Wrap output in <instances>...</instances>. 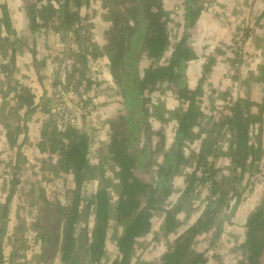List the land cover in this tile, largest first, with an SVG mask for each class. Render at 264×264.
Instances as JSON below:
<instances>
[{
  "label": "trees",
  "instance_id": "obj_1",
  "mask_svg": "<svg viewBox=\"0 0 264 264\" xmlns=\"http://www.w3.org/2000/svg\"><path fill=\"white\" fill-rule=\"evenodd\" d=\"M25 1L30 13L32 34L48 28L51 22H56L59 18L60 28L67 36L72 33L78 38L79 28L83 26L80 9L88 0H51L56 2V5L51 4L49 0L47 5L40 7L35 3L30 4L31 0ZM163 1L117 0L115 7L109 8L112 23L108 27V40L104 51L85 45L82 47L84 51L71 59L73 63L87 65L89 57L96 51L98 52L94 58L100 54V57L104 54L108 56L116 93L123 99L126 109L124 113L107 120L110 124L109 139L104 152L106 150V156L113 162L116 175L113 180L99 181L98 189L92 194L84 191L85 183L96 180L95 171L104 170L105 164L103 161L95 167L90 163L91 138L88 131L75 126L58 131V126L50 120L44 124L38 146L40 153L48 157L41 161L46 167H54V172L57 169L64 176H71L68 178L71 187L67 189L66 195L70 194V198L68 197L66 202L54 198L51 200L39 182L36 183L38 188L33 185L29 192V200L32 196L30 206L36 202L41 210L44 209L43 220L39 219L34 226L41 250L40 255L35 254V258L38 255L53 258L51 254L59 249L60 262L72 264L76 262L75 257L81 250L88 264H102L106 253L107 228L109 222L115 220L122 227V232L115 241L116 254L112 264H132L135 246L150 234L151 218L157 211L162 213V221L156 238L165 243L166 249L158 257L156 264H206L205 254L195 248L197 237H210V247H214L222 239L226 228L232 225V218L249 184L247 182L237 188L236 182L240 183L246 175L252 178L261 171L258 168L263 161L264 97L260 101L253 100L250 91L253 83L264 87V65L259 70L262 75L258 80L252 83L245 81V89L249 90L246 91L247 95H239L232 102L229 100L221 109L228 107L226 115L220 116L219 122L215 121L208 131L201 132H217L216 137L210 140L207 136L202 140V134L198 135L196 139L199 143L202 140V145L191 156H186V142L192 139L193 128L199 126L198 119L204 115L201 109V98L204 95L201 84L212 71L217 57H207L199 85L191 89L187 84L185 70L188 63L196 60L198 56L187 43L186 30L194 27L203 9V2L184 0L185 33L178 44L171 46L167 28L169 13L164 9ZM104 5L106 9L107 3ZM9 12L8 4H0V26L3 23L6 31L10 33L12 45L20 38L14 35L16 30H12ZM4 41L7 42V38ZM79 45L81 48V44ZM169 50L172 51L167 56ZM16 53V48H13L10 58L11 70L9 66H1L3 72H8L5 78L9 80L13 77ZM236 56L233 63H242L240 47ZM143 59L151 63L141 70L140 62ZM235 73L232 80L241 83L238 70H235ZM249 74L254 76L255 72L250 71ZM82 77L86 80V92L90 91L92 85H97L85 74H82ZM164 84L182 104L181 108L176 110L177 126L172 143L168 147L165 146L168 139L165 128L156 124L157 130L153 129L149 120L152 112L147 104L150 96ZM13 100L17 104V108L10 110L13 112V120L20 110L25 109L27 115L37 108L35 96L27 88L17 90ZM83 104L93 107L97 105L91 100L84 101ZM13 123L9 120L6 124V139L10 149L18 148L16 153L20 154L22 144H18V138L21 128ZM147 134L149 140L146 141ZM220 138H223L224 142L218 140ZM224 139L228 143L226 149L223 148L226 143ZM153 152L162 156V161L156 166L155 184L154 179L148 181L143 178L148 171L149 159ZM222 159L227 160V166L223 165ZM188 166H194L193 171L186 176L177 201L175 204H165L173 193L171 183L174 177L180 175L181 170ZM20 167L17 155L14 175L8 178L11 183L10 190L5 200L0 202V264H6L4 238L8 233L11 202L16 187L20 184ZM110 185L116 187L114 203L109 196ZM202 188L206 190V204L203 210L193 223L179 231L182 222L178 215L184 212L183 203L188 201L191 194L198 195L199 189ZM187 213L186 215L190 216L193 210ZM88 217L93 218L91 228L87 224ZM84 220L82 236H79L77 227L82 226L80 224ZM54 226L58 231H54ZM243 228L244 238L238 244L240 258L236 264H264L263 201L256 211L247 216ZM18 249L19 245H13L9 256L20 258Z\"/></svg>",
  "mask_w": 264,
  "mask_h": 264
},
{
  "label": "rangeland",
  "instance_id": "obj_2",
  "mask_svg": "<svg viewBox=\"0 0 264 264\" xmlns=\"http://www.w3.org/2000/svg\"><path fill=\"white\" fill-rule=\"evenodd\" d=\"M103 1L104 4L107 3L106 9ZM116 1L88 0L84 2L80 9L83 26L79 28L77 38L72 33L67 36L60 28L59 18L56 22H51L48 28L32 34L27 2L25 0H0V4H8L9 14L12 18V30L15 29L14 35L16 38H20L11 45L13 41L10 33L6 31L2 23L0 26V87H2V91H0V202L5 200L10 190L11 183L8 182V178L14 175V163L17 155L21 166L18 173L20 184L17 185L11 202L8 233L4 238L6 264H62L59 249L51 254L53 258L39 256L41 250L38 247L39 240L36 239L34 226L39 219L43 220L44 209L41 210L36 202L30 206L29 201L32 196L30 200L28 198L33 185L38 182L41 188L45 189L46 195L51 197V200L54 198L66 202L70 196L66 193L67 189L71 187L68 184V178L71 176L66 177L60 174V170L57 169L54 172L52 169L54 167H46L41 161L48 157V155L40 153L38 146V139L47 121H53L58 126V131L68 126L87 130L91 138L90 163L96 167L104 161V170L95 171L97 179L86 182L84 191L92 194L98 189L99 181L115 178L116 171L113 168V162L106 156V150L104 152L109 139L108 126L110 124L107 120L124 113L126 109L122 102L123 99L116 93L117 88L110 73L108 56L104 54L100 57V54L94 58L98 52L96 51L94 55L88 56L90 59L87 65L73 63L71 59L79 56L81 51H84L82 47L84 48L85 45L95 46L94 48L104 51L108 40V27L112 23L109 8H114ZM201 1L203 9L197 22L194 27L186 30L187 43L198 56L186 67L185 76L188 86L195 89L199 85L202 68L208 56H216L217 61L201 84L204 91L201 98V109L204 115L198 119L199 126L193 128L192 139L186 142V151L188 152L186 156H191L197 151L196 149L202 145L204 137L208 136L210 140L216 137L217 132L213 134L201 132L208 131L215 121L219 122L220 116L226 115L228 107L221 109L228 104L229 100L232 102L239 95L243 97L247 95L246 91L249 90L245 89V81L252 83L258 80L262 75L259 70L264 65V0ZM48 2L49 0L29 1L30 4L35 3L38 7L47 5ZM50 2L53 5L57 4L51 0ZM163 7L169 13L167 28L171 46H175L185 33L184 0H164ZM5 38H7V42L4 41ZM79 44H81V48ZM239 47L243 61L234 64L233 61L237 58L236 52ZM13 48H16L17 53L13 77L9 80L5 78L8 72H3L1 66H9V70H11L10 58ZM171 51L169 50L167 56ZM140 63V69L144 70L151 62L143 59ZM235 70H238L237 74L242 80L241 83L232 80L236 74ZM250 71H254L255 75L249 74ZM82 74L97 83L90 87L89 92H86V80ZM23 88L31 90L35 96L37 108L33 113L27 115H25V109L20 110L15 114V120H13L11 118L13 112L10 110L17 108L13 97L17 90ZM250 96L253 100L260 101L264 97V87L253 83ZM87 100H91L97 105L94 107L84 106L83 102ZM147 104L152 112L149 120H151L153 129L157 130L156 124L165 128L168 135L165 146L168 147L172 143L174 130L177 126L176 110L181 108L182 104L172 95L165 84L150 96V101ZM49 107L51 109H48ZM9 120L21 128L18 138V144H22L20 154L16 153L18 148L10 149L6 139L5 128ZM200 134H202V140L199 143L196 138ZM148 136L147 134L146 141L149 140ZM222 139L218 140L224 142ZM224 140L226 142V139ZM262 140L263 161L261 167L258 168L261 170L260 173L252 178L246 175L240 183L236 182L237 188L247 182L249 184L232 218V225L226 228L222 239L214 247H210V237L200 236L196 239L195 248L198 252L205 254L206 264H236L240 258L238 244L244 238L243 225L247 216L256 211L262 201L264 202V136ZM227 147L228 143L226 142L223 148ZM160 161H162V156L153 152L149 159L148 171L143 176L145 180L150 181L152 178L154 179L153 183H156V166ZM222 162L224 166L227 164L226 159H222ZM43 166L44 169H42ZM193 167H185L181 170L180 175L174 177L171 183L173 193L165 204H175L184 187V180L193 171ZM223 172L227 175L225 170ZM38 186L36 185V188ZM115 189L116 187H109V196L113 203L116 200L113 197ZM199 192L198 195L192 196L191 194L188 201L183 203L184 212L178 215L182 222L179 231L193 223L203 210L206 204L204 198L206 190L202 188L199 189ZM192 210L193 213L187 216V212H192ZM92 219V217L87 218L89 228L92 227ZM151 221L150 234L138 241L135 246L132 264H156L158 257L166 249L165 243L156 238L162 221V213L154 212ZM81 222L82 226L77 227L79 236H82L83 226H85L83 225L85 220ZM54 231H58L55 226ZM121 232L122 227L115 220H111L107 228L106 253L102 264H112L116 254L115 241ZM15 240H18L19 243L14 242ZM13 245L15 247L19 245L17 253L21 256L20 258L9 256ZM80 252L75 257L76 262L72 264H88L87 258L85 259L81 250ZM36 253L39 255L35 258Z\"/></svg>",
  "mask_w": 264,
  "mask_h": 264
}]
</instances>
